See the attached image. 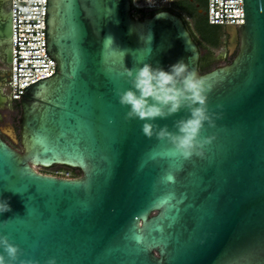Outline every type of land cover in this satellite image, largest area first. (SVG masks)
I'll list each match as a JSON object with an SVG mask.
<instances>
[{
    "label": "water",
    "instance_id": "1",
    "mask_svg": "<svg viewBox=\"0 0 264 264\" xmlns=\"http://www.w3.org/2000/svg\"><path fill=\"white\" fill-rule=\"evenodd\" d=\"M242 5L244 24L224 28L233 59L201 73L197 43L169 10L140 20L131 0H46L55 73L16 94L18 136L0 132V200L11 208L0 214V235L22 249V260L264 264V0ZM11 27L0 5L7 65ZM180 61L213 85L209 108L222 117L203 133L216 137L205 158L190 161L145 137L144 122L126 120L129 108L116 95L130 87L125 68L168 71ZM6 102L0 91V109ZM187 116L155 123L175 131ZM53 167L81 175L38 172ZM167 171L174 183L162 184Z\"/></svg>",
    "mask_w": 264,
    "mask_h": 264
},
{
    "label": "clouds",
    "instance_id": "2",
    "mask_svg": "<svg viewBox=\"0 0 264 264\" xmlns=\"http://www.w3.org/2000/svg\"><path fill=\"white\" fill-rule=\"evenodd\" d=\"M105 42L113 44L111 37ZM122 75L130 87L124 91L118 90L116 95L120 105L129 108L125 119L144 122L143 135L149 139L155 137L158 141H166L170 145L168 155L171 157L184 161L194 157L205 158L206 149L216 137H205L203 133L207 128H216L215 121L222 118L209 108L213 85L183 61L170 66L168 71L144 63L143 67L125 68ZM182 110L188 116L175 121V131H170L167 125L160 127L155 123L158 119L177 115ZM174 180L172 171H167L160 183H174ZM9 211L8 201L0 200V214ZM22 255L23 251L18 245L10 242L8 236L0 235V264H38L32 260H22ZM46 264H57V261L50 258Z\"/></svg>",
    "mask_w": 264,
    "mask_h": 264
},
{
    "label": "built area",
    "instance_id": "3",
    "mask_svg": "<svg viewBox=\"0 0 264 264\" xmlns=\"http://www.w3.org/2000/svg\"><path fill=\"white\" fill-rule=\"evenodd\" d=\"M9 14L12 24V61L8 65L7 88L9 100L18 103L21 95L16 94H23L24 88L52 76L55 73V63L46 54V0H9ZM206 17L212 27L243 25L244 19H238L244 17L242 0H207Z\"/></svg>",
    "mask_w": 264,
    "mask_h": 264
},
{
    "label": "rangeland",
    "instance_id": "4",
    "mask_svg": "<svg viewBox=\"0 0 264 264\" xmlns=\"http://www.w3.org/2000/svg\"><path fill=\"white\" fill-rule=\"evenodd\" d=\"M133 5L136 9L143 11L146 18L162 10H169L174 14L184 17L190 23V27L201 48V73H206L216 67L226 65L233 59H225L223 56L226 53L224 38L219 36V39L215 41L217 39V31H224V28L211 27L206 23L205 11L207 10V1L201 3V12L189 0H134ZM18 120L19 117L16 118V122L13 125L16 136H18ZM0 128L2 131L7 132L11 127L0 125ZM5 138L11 142L8 137ZM16 147L19 148L18 145ZM38 172L58 178H76L81 175L78 170H70L63 167L38 169Z\"/></svg>",
    "mask_w": 264,
    "mask_h": 264
},
{
    "label": "flooded vegetation",
    "instance_id": "5",
    "mask_svg": "<svg viewBox=\"0 0 264 264\" xmlns=\"http://www.w3.org/2000/svg\"><path fill=\"white\" fill-rule=\"evenodd\" d=\"M2 2V7L4 9V11L6 13H9V0H0ZM133 1L134 0H131V5H132V15L135 17V18H138L140 20H143L146 18V16L144 15L143 17L140 15V14H136V12L133 10V7H135L133 5ZM190 3L194 4L196 8H198V11L201 12V3L203 1H207V0H189ZM204 10V9H203ZM177 15V14H176ZM205 15H206V11H205ZM183 21H184V24L186 26V28L188 29V31L190 32L192 38L194 39V41L197 43L198 45V48H199V51H200V54H201V48L199 46V43L197 42L196 38H195V35L190 27V23H188V21L178 15ZM219 36H222L224 38V44H225V49H226V53L223 55L224 58H233L234 57V54H231L229 52V49H228V46H229V37L225 34L224 31H217L216 33V40L217 41L219 39ZM3 47L0 48V91L2 93V95L7 99V102H6V105L3 109H0V125H7L9 127H11L14 132H15V128H14V124L16 122V118L19 117L20 119V115H21V103L18 102V103H15V102H11L9 100V97H8V86H7V82H8V65L6 64V56L3 52ZM200 62H201V59H200ZM24 100V99H22ZM21 100V101H22ZM9 113V114H7ZM18 123L19 121L17 122V127H18ZM19 131V130H18ZM0 132H3L0 128ZM3 137L5 138V134H3ZM6 139V138H5ZM7 140V139H6Z\"/></svg>",
    "mask_w": 264,
    "mask_h": 264
},
{
    "label": "trees",
    "instance_id": "6",
    "mask_svg": "<svg viewBox=\"0 0 264 264\" xmlns=\"http://www.w3.org/2000/svg\"><path fill=\"white\" fill-rule=\"evenodd\" d=\"M133 10L136 12V14H140L142 17L144 16L143 11L136 9L135 7H133ZM162 11H164V10H162ZM205 20H206L207 25L210 26V25L208 24V22H207V17H206V15H205ZM211 27H212V26H211Z\"/></svg>",
    "mask_w": 264,
    "mask_h": 264
},
{
    "label": "bare ground",
    "instance_id": "7",
    "mask_svg": "<svg viewBox=\"0 0 264 264\" xmlns=\"http://www.w3.org/2000/svg\"><path fill=\"white\" fill-rule=\"evenodd\" d=\"M0 5H2V2L0 1Z\"/></svg>",
    "mask_w": 264,
    "mask_h": 264
}]
</instances>
